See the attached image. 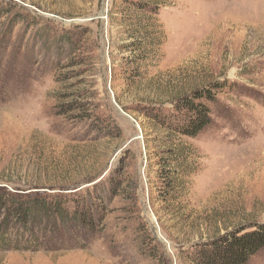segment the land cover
I'll use <instances>...</instances> for the list:
<instances>
[{
    "label": "rangeland",
    "instance_id": "374dc122",
    "mask_svg": "<svg viewBox=\"0 0 264 264\" xmlns=\"http://www.w3.org/2000/svg\"><path fill=\"white\" fill-rule=\"evenodd\" d=\"M156 1L164 40L137 75L121 0H0V264H194L264 222V0ZM203 88L195 136L144 112ZM176 160L185 185L161 193Z\"/></svg>",
    "mask_w": 264,
    "mask_h": 264
},
{
    "label": "trees",
    "instance_id": "16d2710c",
    "mask_svg": "<svg viewBox=\"0 0 264 264\" xmlns=\"http://www.w3.org/2000/svg\"><path fill=\"white\" fill-rule=\"evenodd\" d=\"M121 1L122 7H116L113 3L110 9V16L112 17L115 12H121V10L128 14L129 26L127 28L131 32L132 39L121 46L124 53L128 51L123 56V64L131 65L138 75L142 69H147L149 65L156 64L158 61L154 48L155 45H161L164 40V33L156 17L160 4L156 0ZM214 87L216 86L211 85V88ZM211 96L209 89L203 88L192 92L188 96L172 101V105L164 110L159 107L150 108L149 110L144 109V112L167 132L184 136H195L211 123V110H209L207 104L211 100ZM154 111L156 112L154 113ZM176 150L179 152V149H173V151ZM177 163L178 161L170 162L167 168L159 169L157 179L160 178V180L159 183L156 181V184L165 189L161 193L184 187L185 182L181 181V178L176 176L174 171ZM163 195V200L171 203L178 202L182 196L181 193H179V196H174L171 193L170 195L166 193ZM5 198L13 200L12 197ZM55 204L53 202H35V206L44 208L45 212L46 210H51L50 212L54 211V214L60 215L63 212V207ZM55 208L59 209L54 210ZM20 212L18 215L22 214L25 218L27 213H23L22 210ZM263 247L264 222L252 223L249 226L242 225L234 228L211 241L193 246L189 257L194 264H245Z\"/></svg>",
    "mask_w": 264,
    "mask_h": 264
}]
</instances>
